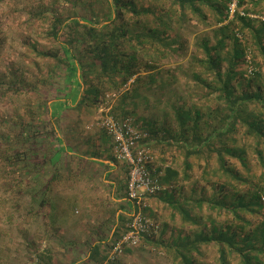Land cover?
Wrapping results in <instances>:
<instances>
[{"label": "trees", "instance_id": "trees-1", "mask_svg": "<svg viewBox=\"0 0 264 264\" xmlns=\"http://www.w3.org/2000/svg\"><path fill=\"white\" fill-rule=\"evenodd\" d=\"M38 1L27 14L50 22L52 44L36 49L47 63L42 86L63 82L56 93L93 106L134 78L112 116L140 121L142 142L164 156L158 170L149 164L163 188L149 201L158 229L142 235V248L160 250L154 256L170 264H264V0H238L232 16L234 0ZM21 73L0 81L2 94L33 90ZM76 80L80 92L70 87ZM39 94L27 126L1 135L0 192L12 206L29 195L32 207L35 189L43 210L52 187L83 162L64 153L56 122L45 117L47 94ZM159 102L161 125L140 111ZM92 250L89 264H125L127 248L99 261L100 245ZM40 256L33 264H50Z\"/></svg>", "mask_w": 264, "mask_h": 264}, {"label": "crops", "instance_id": "crops-1", "mask_svg": "<svg viewBox=\"0 0 264 264\" xmlns=\"http://www.w3.org/2000/svg\"><path fill=\"white\" fill-rule=\"evenodd\" d=\"M47 110L53 119L56 113L52 104ZM64 132L63 139L60 137L64 153L75 164L80 160L83 165L75 166L71 179L64 178L61 183L66 187H59L60 182L52 187L48 194L52 206L43 210L35 189L32 207H26L30 205V197L24 195L19 199L21 206L11 205L9 213L4 202L8 195L0 193V264H33L42 254L45 255L42 259L50 264H89L92 249L100 245V250L95 252L98 261L105 254L107 257L112 238L127 229L134 203L128 198V166L115 157L113 139L106 131ZM51 141L56 144L54 138ZM63 191L72 194L66 195ZM60 225L70 228L74 236L71 241L64 243L53 238L55 228ZM9 230H14L13 235H21L22 239H13ZM42 234L46 240H41ZM61 246L65 250L58 253Z\"/></svg>", "mask_w": 264, "mask_h": 264}, {"label": "rangeland", "instance_id": "rangeland-1", "mask_svg": "<svg viewBox=\"0 0 264 264\" xmlns=\"http://www.w3.org/2000/svg\"><path fill=\"white\" fill-rule=\"evenodd\" d=\"M43 1L47 6L55 5V0ZM38 3V0H0V81H7L10 77H12V72L21 70V75H24L26 73L28 78L27 82L33 89L29 93L18 90L9 91L10 95H4L2 94L4 87L1 86L0 142L3 141L1 140V135L6 136V134L11 132V125L16 126L20 122L25 125L27 124V121L29 119V112L32 108V101H35V99L38 98V94L40 91H44L47 94L46 102L48 104V107L50 106V104H52L53 110L55 111L54 113H56L53 115V120L54 122H56V125L58 127L57 131L62 139L63 134L65 133L64 131H107L103 126L104 119L107 117L114 118V116H112V112L116 107L122 104V101L123 99H125L126 94L132 92L133 84L131 83H134V78L130 79L129 82L124 85L119 91H110L104 95H101V97H99L98 99V103L93 106H87L86 103L78 106L77 103L81 99L77 95L69 97L67 99V97L63 96L62 94L64 91L56 93L57 90H61L64 87L63 82H59L56 84L57 89H55V87L52 88L51 86H42V84H40L39 73L40 71H46L47 63L43 58L37 55L36 49L46 50L52 44L51 40L47 39L45 36L50 22L47 21L46 18H31L27 14V10L30 8H36ZM67 9H69V7H67ZM70 14H72V11ZM232 15L233 14H231V16ZM251 15H253L254 18H259V15L254 14V12ZM49 18L51 21L52 16L49 15ZM4 75H7V77H4ZM72 80H75V77H73ZM79 81L83 82L82 77L79 79ZM70 87H72L74 91H81L77 80L76 82L71 83ZM147 94H150V92H147ZM158 104L159 105L155 108L149 107L150 109H148L147 107H142L140 111L143 112L142 114L145 113L147 118H150V123L157 121L160 123L159 125H161V123L164 122V119L161 116L163 103L159 102ZM45 112L46 110L42 112V115L45 114ZM45 117L47 118V120L50 119L49 111H47ZM135 117L136 114L133 115V118ZM133 121L135 122V124H137L138 129L142 131L139 127V125L142 123H140V121L136 122L134 119ZM0 147H4V145H0ZM147 148L150 155H152V162L150 164L152 165L153 171L158 170L157 168L162 163L161 157L164 156L157 149H154L152 147ZM170 154H172V152L166 153L165 156L167 159H170V157L168 158ZM160 173L162 174L163 172ZM61 182L59 187H66V185L62 184ZM63 193L66 195L72 194L71 192L65 193L64 191ZM149 198V201H151V197ZM4 202L7 204L9 213L12 207L11 203L10 201L6 200ZM159 209L155 213H158L161 218L163 209H161V211ZM24 218L26 219L27 217L25 216ZM11 227L12 226H8L7 228L11 229ZM13 229H15V227ZM9 232L12 234L13 239H22L21 235H13L15 234L14 230H9ZM24 236L27 235L25 234ZM53 238L65 243V241H71L74 236L69 227L67 228L64 225H60L55 228ZM46 239L47 238L42 234L41 240ZM150 247L148 246L142 248L140 242L138 245L133 246L132 248H127L126 253L122 258H120V260L124 261L125 264L171 263V261L163 259V256L155 257L153 252H155L156 250H160L154 247H152L153 249H151ZM64 250L65 248L63 246L58 247V253H63ZM160 254L162 255V253Z\"/></svg>", "mask_w": 264, "mask_h": 264}, {"label": "built area", "instance_id": "built-area-1", "mask_svg": "<svg viewBox=\"0 0 264 264\" xmlns=\"http://www.w3.org/2000/svg\"><path fill=\"white\" fill-rule=\"evenodd\" d=\"M238 0L231 5V13L236 11ZM253 16V15H251ZM103 126L113 139L117 159L127 164L128 198L134 203V211L127 223V230L113 243L108 258L115 260L126 248L138 245L142 235L157 231V222L148 214L149 197L163 188L159 179L152 173L149 164L152 155L145 142L146 133L140 131L133 119L118 120L107 117Z\"/></svg>", "mask_w": 264, "mask_h": 264}]
</instances>
